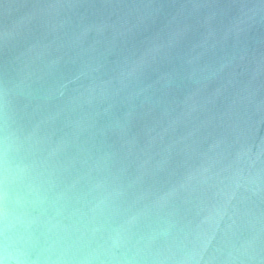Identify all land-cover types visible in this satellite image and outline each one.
Masks as SVG:
<instances>
[{
	"label": "water",
	"instance_id": "95a60500",
	"mask_svg": "<svg viewBox=\"0 0 264 264\" xmlns=\"http://www.w3.org/2000/svg\"><path fill=\"white\" fill-rule=\"evenodd\" d=\"M0 264H264V0H0Z\"/></svg>",
	"mask_w": 264,
	"mask_h": 264
}]
</instances>
